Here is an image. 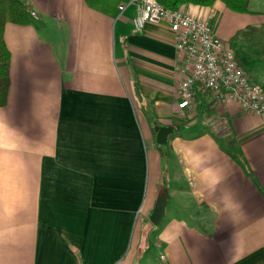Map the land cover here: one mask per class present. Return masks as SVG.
<instances>
[{
	"label": "crops",
	"instance_id": "obj_1",
	"mask_svg": "<svg viewBox=\"0 0 264 264\" xmlns=\"http://www.w3.org/2000/svg\"><path fill=\"white\" fill-rule=\"evenodd\" d=\"M21 1L29 21L4 27L0 264H264V114L202 88L180 107L173 31L134 29L129 0ZM220 1L185 8L231 46Z\"/></svg>",
	"mask_w": 264,
	"mask_h": 264
},
{
	"label": "built area",
	"instance_id": "obj_2",
	"mask_svg": "<svg viewBox=\"0 0 264 264\" xmlns=\"http://www.w3.org/2000/svg\"><path fill=\"white\" fill-rule=\"evenodd\" d=\"M134 29L146 22L164 21L173 31L182 55L179 67L180 107L190 106L196 88L208 89L218 99L232 98L241 109L264 114V90L238 61L234 49L214 32L206 17L183 7H169L158 0H129ZM124 4H120L122 9ZM33 14L34 11H31Z\"/></svg>",
	"mask_w": 264,
	"mask_h": 264
},
{
	"label": "rangeland",
	"instance_id": "obj_3",
	"mask_svg": "<svg viewBox=\"0 0 264 264\" xmlns=\"http://www.w3.org/2000/svg\"><path fill=\"white\" fill-rule=\"evenodd\" d=\"M218 2L221 1L218 0ZM224 8L227 13L238 17L232 18L229 23H226V21L222 22L224 30L226 32L230 31L229 36L226 38L233 37L230 44L234 51L237 52L240 60L247 66L245 67L246 69L248 68L249 73L251 74L249 69H253L264 76V0H250L249 10L246 12ZM253 24L257 26L255 31L244 32ZM216 35L220 37L217 33ZM220 38L225 40L223 37ZM225 41L227 42V39ZM165 143L161 142L159 144Z\"/></svg>",
	"mask_w": 264,
	"mask_h": 264
},
{
	"label": "trees",
	"instance_id": "obj_4",
	"mask_svg": "<svg viewBox=\"0 0 264 264\" xmlns=\"http://www.w3.org/2000/svg\"><path fill=\"white\" fill-rule=\"evenodd\" d=\"M163 5L169 7H183L189 4L210 5L215 0H158ZM225 5L234 11L246 12L249 10L250 0H222ZM29 13L21 0H0V106L7 102L10 85V61L11 53L4 38V27L8 21L16 23H27ZM250 26L244 32L254 30ZM205 91H209L205 89ZM211 92V91H209ZM212 94V93H211ZM213 95V94H212Z\"/></svg>",
	"mask_w": 264,
	"mask_h": 264
},
{
	"label": "water",
	"instance_id": "obj_5",
	"mask_svg": "<svg viewBox=\"0 0 264 264\" xmlns=\"http://www.w3.org/2000/svg\"><path fill=\"white\" fill-rule=\"evenodd\" d=\"M154 130L156 131L155 139L157 142H165L168 138V135L173 131V127L168 124H156L154 126ZM164 195H160L155 203V206L151 212L150 219L153 223H158L162 214L164 212Z\"/></svg>",
	"mask_w": 264,
	"mask_h": 264
}]
</instances>
